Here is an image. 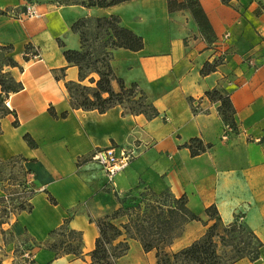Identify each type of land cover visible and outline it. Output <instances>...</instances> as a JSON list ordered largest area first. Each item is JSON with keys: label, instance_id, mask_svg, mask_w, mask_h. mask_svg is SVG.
Returning a JSON list of instances; mask_svg holds the SVG:
<instances>
[{"label": "crops", "instance_id": "obj_1", "mask_svg": "<svg viewBox=\"0 0 264 264\" xmlns=\"http://www.w3.org/2000/svg\"><path fill=\"white\" fill-rule=\"evenodd\" d=\"M199 1L215 34L211 42L203 38L188 11L169 13L166 0H135L109 8L0 0V10L7 12L0 14V46H11L9 56L20 66L7 72L23 85L5 96L9 113L0 118V163L22 158L28 185L35 191L32 211L12 215L0 227V249L9 233L18 236L13 247L24 235L35 256L28 261L26 253L16 256L11 251L1 264H93L91 253L100 235L96 220L121 206L116 195L123 198L142 187L186 195L197 214L205 215L206 208L216 205L225 223L239 212L246 213V224L264 242L254 229L264 219V190L260 192L264 188V0H233L231 5ZM28 5H34L40 15L21 16ZM12 9L18 15H12ZM113 15L143 38L144 47L137 52L107 49L112 52V68L127 86H139L158 110L156 118L130 114L122 105L105 113L70 105L65 84L80 81V71L63 52L84 48L81 32L72 27L91 19L93 29L99 31L96 19ZM112 37L110 31L106 33V39ZM32 51L39 52L41 59L26 61ZM218 59L222 63L217 69L203 75L204 65ZM91 77L99 79L92 73L82 84L94 87ZM113 88L119 91L115 81ZM215 88L231 96L237 135L227 130L220 103L206 96ZM52 107L68 116L53 118ZM25 134L33 137L36 148L27 144ZM192 138L214 147L192 157L184 147ZM110 146L138 154L117 176L115 189L90 161L93 151ZM4 195L5 189L0 188V197ZM67 219L69 228L82 234L80 256H57L45 245ZM196 223L189 222L185 228L198 229ZM121 241L128 242L129 250L119 264L157 263L156 252H146L138 239L124 234L114 244ZM174 242L167 247L169 252L174 251ZM244 261L249 260L235 264Z\"/></svg>", "mask_w": 264, "mask_h": 264}, {"label": "trees", "instance_id": "obj_2", "mask_svg": "<svg viewBox=\"0 0 264 264\" xmlns=\"http://www.w3.org/2000/svg\"><path fill=\"white\" fill-rule=\"evenodd\" d=\"M132 1L135 0H82V2L74 4L86 8H109ZM220 1L225 5H231L233 2V0ZM166 2L169 13L188 11L199 27L203 38L209 42L213 41L215 38L213 28L199 0H166ZM6 13L0 10V14L5 15ZM81 23L80 20L75 22L72 27L73 31H80ZM96 27L99 31L107 29L106 33L110 31L113 35L112 38L105 40L104 51L101 54L97 55L96 51L90 48L89 39L85 38V34L81 31L84 48L81 50L65 49L63 52L67 62L77 66L80 71V81H68L65 84L71 107L105 113L115 106L129 104L127 110L130 114H144L148 119L159 116L158 110L147 100L145 93L139 89L137 84L127 86L122 78L116 76L111 65L112 52L107 50L123 48L137 52L144 47L143 38L132 30L123 27L121 19L115 15L97 18ZM60 45L64 47L62 43ZM0 49L10 51L12 47L0 46ZM29 49L30 47L27 48V50ZM25 60L28 61L29 57L25 56ZM8 61L11 67H20L12 57ZM220 64L221 59L215 60L212 64L207 63L201 72L203 75H207L214 72ZM61 71L64 72V69ZM92 73L99 76L98 80L93 77L90 78V82L95 83V86L82 84V81ZM114 81L118 84L119 91L113 88ZM0 87V95H3L2 99L5 104V96L23 89L22 83L17 82L12 76L7 82L1 68ZM206 96L210 101L220 103L218 110L223 122L232 133L237 135L239 130L235 120L236 110L230 94L224 89L215 88L206 92ZM49 112L55 119L68 116V112L57 114L53 107L49 109ZM7 113H9L8 107L0 118ZM17 125L18 122L15 121L14 126ZM226 135L228 134L226 133ZM24 140L31 148L37 147L36 141L30 134H25ZM184 147L190 150L192 157H195L211 151L214 144L205 143L201 138H192L184 144ZM19 159L23 160L22 158ZM22 169L24 170V168ZM11 186L22 188L24 194V196L19 197H23L24 200H20L19 204L12 206V209L18 213L22 211L31 212L33 206L30 199L35 191L31 185H28V180L17 186L11 183ZM18 193L20 192L16 188L5 189V195L0 197V203L5 204L8 200H13L11 195ZM116 197L121 206L112 214H107L96 220L100 235L96 240L95 249L91 253L93 264H119L118 259L128 252L129 244L124 241L116 245L114 243L124 234L130 238L138 239L146 252L155 251L156 264H235L243 259L256 262L261 258L264 242L253 229L238 219L225 223L216 205L205 209V215L208 218L205 221L189 207V199L186 195L176 197L170 191L156 193L151 189L144 188L129 203L127 200L119 198L118 195ZM50 201L56 202L52 197H50ZM2 207L4 213L11 214L9 206ZM118 220L122 221L117 222ZM193 221L203 222L208 226L204 236L176 252L167 251V247L181 235L185 225ZM5 222L6 220L0 216V227ZM51 234L67 235L68 237L67 241L63 240L52 246V250L57 256L69 254L80 256L82 254V234L69 228L68 219L65 220L61 228Z\"/></svg>", "mask_w": 264, "mask_h": 264}, {"label": "rangeland", "instance_id": "obj_3", "mask_svg": "<svg viewBox=\"0 0 264 264\" xmlns=\"http://www.w3.org/2000/svg\"><path fill=\"white\" fill-rule=\"evenodd\" d=\"M50 1L53 3H57V4H59V3L60 4H74V3L82 2V0H50ZM11 14L12 15H18L17 10L12 9ZM81 21H82V23L80 24L79 28H80V31L85 34V36L89 37L90 48L94 49L96 51L97 55L101 54L104 51V45L106 43L105 40H106V30L107 29H104V30L102 29L101 31H96L95 29H93V25H91V23H92L91 19H83ZM105 28H108V27H105ZM9 58H10L9 51L4 50V49H0V68L2 69V72L4 73V76L7 80V82L9 81V78L11 77L10 73L7 72L8 68L11 67L9 65V61H8ZM221 63H222V60H221ZM0 92H1V87H0ZM2 96L3 95H0V117L4 113V111H6V108H7L6 104L3 102ZM129 106H130L129 104H125L126 108H128ZM227 130H229L231 132V130L228 127H227ZM21 167L24 168V166L22 165V160L19 158H16L13 160H8V161L0 163V188L6 189V190L7 189L11 190L13 188H16L20 192L18 194L11 195V197L14 198L13 200H8L5 204L0 203V216H2L6 221H8V217H11L12 215L18 214L17 211L12 209V206L19 204L20 200H24L23 197L19 198L20 196H24V194L22 193V188L12 187V186L10 187L11 183H14L17 186L21 182H27V180H29L28 179L29 177L27 176L28 173L25 171V168L23 170ZM144 188H146V187H142V188H139L137 190L130 191L127 194H125V196L123 195V198H121V199H123V200L125 199L129 203V202H131V200L134 197H137L139 195V193ZM113 189H115V188H113ZM263 190H264V188H261L260 192H263ZM28 191H30V190L28 189ZM2 206H9V208L11 210L10 211L11 214L8 215L7 213H4ZM198 213L202 216V218L204 220H207V217L204 215L203 211L198 212ZM245 215H246V213H243V212H239V213L235 214L232 222L235 219H238L241 222L247 223L248 219H245ZM120 221H122V220H120ZM120 221L118 220L117 222H120ZM196 224H197L196 226H198V229H194L191 227L189 229H187L184 227V230L181 233V235L178 237V240H175V242H174L175 243V245L173 247L174 251H172V252H176V251L182 249L183 247H186L190 243L192 244V242L201 239L204 236L205 232L207 231L208 226H206L203 222H197ZM249 224H251L250 221H249ZM255 227H254V229L260 234L259 236L264 240V219L261 220L257 224V226H255ZM197 236H198V239L194 240ZM17 239H18V236L13 235L11 233H9L8 235L5 236V243L2 246V248L0 249V264H1V259H3L4 254H8L11 251H13L14 255L22 256L27 251H29L28 248L32 246L29 238H26V236L21 235V239L13 247L11 244H13V242H16ZM63 240H66V241L68 240L67 235L62 236L61 234H59V235L54 234V236H52V239H49V241L47 243H45V245H46V247L52 249V246L54 244H59ZM20 241H22V242L20 243ZM72 241H74V240H72ZM261 257H263V258H260L258 261L253 262L252 264H264V260H263L264 259V247H263L262 252H261ZM240 264H251V263L249 261H244V262H240Z\"/></svg>", "mask_w": 264, "mask_h": 264}, {"label": "built area", "instance_id": "obj_4", "mask_svg": "<svg viewBox=\"0 0 264 264\" xmlns=\"http://www.w3.org/2000/svg\"><path fill=\"white\" fill-rule=\"evenodd\" d=\"M40 14L37 12L34 5H28L23 11L21 16L33 18L38 17ZM229 37L228 35L226 38ZM28 61L40 60L41 55L37 51H32L29 55ZM137 153L133 149H122L118 150L114 146H110L103 149H96L90 155V161L95 162L103 171L107 183L113 188L116 187V178L121 173L125 172L131 163L136 159ZM35 256V253L28 251L25 254V257L28 261H32Z\"/></svg>", "mask_w": 264, "mask_h": 264}]
</instances>
